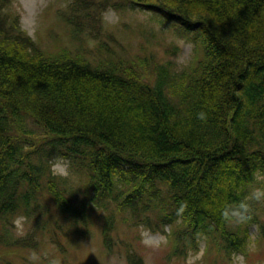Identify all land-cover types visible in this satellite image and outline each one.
<instances>
[{
	"label": "trees",
	"instance_id": "1",
	"mask_svg": "<svg viewBox=\"0 0 264 264\" xmlns=\"http://www.w3.org/2000/svg\"><path fill=\"white\" fill-rule=\"evenodd\" d=\"M10 4L0 0V264H16L10 253L37 249L46 235L65 256L93 228L108 254L125 249L127 264H145L141 242L115 237L128 226L141 240L140 225L166 233L163 264L184 260L201 238L206 264H231L236 252L260 261L264 201L243 222L220 209L264 187V0H54L44 14L70 38L60 43L50 24L54 50ZM127 6L194 35L191 65L176 71L153 53L111 46L103 11ZM55 154L72 162L76 181L50 174Z\"/></svg>",
	"mask_w": 264,
	"mask_h": 264
},
{
	"label": "rangeland",
	"instance_id": "2",
	"mask_svg": "<svg viewBox=\"0 0 264 264\" xmlns=\"http://www.w3.org/2000/svg\"><path fill=\"white\" fill-rule=\"evenodd\" d=\"M52 1L54 0H11L8 10L18 12L21 15V27L34 39L41 40L42 46L54 50L56 46L52 38L46 37V27L53 24V33L60 34V43L70 45V38L64 27L54 23V16L44 14L43 9ZM102 19L104 26L107 27L106 38L109 44L125 55L138 57L153 53L156 58L162 61H172V66L176 71L189 67L195 58L198 40L194 35H181L169 21L152 11L132 6L121 10L108 7L103 11ZM114 37L116 40H112ZM71 178L76 181L78 176L72 172ZM15 229L18 234L22 235L31 230L26 216L16 217ZM61 230L59 228L60 241L67 245L68 238ZM132 230L130 231L128 226H121L116 232V240L121 237L132 240L136 244L141 242L142 246H139L137 251H140L144 257L145 264H163L167 251L166 233L153 231L146 225H140L138 230L141 240H139L132 237V234L134 236L136 232L134 229ZM92 231L94 234L92 239H77L70 245V250L65 256H59L62 249H59L50 235H46L39 248L10 253V258L16 264H127L125 249L116 254H108L103 247L99 228H93ZM257 233L256 224L251 225L248 249L250 252L255 248ZM205 246V238H201L199 249L190 250L184 260L175 257L169 264H206L207 261L203 253ZM255 262L246 258L242 252H236L232 255L231 264H255ZM256 264H264V256Z\"/></svg>",
	"mask_w": 264,
	"mask_h": 264
},
{
	"label": "clouds",
	"instance_id": "3",
	"mask_svg": "<svg viewBox=\"0 0 264 264\" xmlns=\"http://www.w3.org/2000/svg\"><path fill=\"white\" fill-rule=\"evenodd\" d=\"M197 118L201 121H207V113L201 111L197 114ZM49 172L53 177L70 180L73 172L72 162L62 155H55L48 162ZM83 186H76L69 192H75ZM264 201V187L255 188L248 192L244 199L235 204H224L220 209V214L225 221L243 222L247 219L251 211L252 202ZM183 212V207L178 210V214Z\"/></svg>",
	"mask_w": 264,
	"mask_h": 264
}]
</instances>
